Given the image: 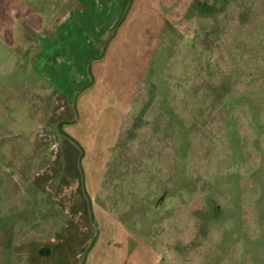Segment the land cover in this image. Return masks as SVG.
Wrapping results in <instances>:
<instances>
[{"label": "rangeland", "instance_id": "obj_1", "mask_svg": "<svg viewBox=\"0 0 264 264\" xmlns=\"http://www.w3.org/2000/svg\"><path fill=\"white\" fill-rule=\"evenodd\" d=\"M129 1L0 0V264H264V0H134L90 222Z\"/></svg>", "mask_w": 264, "mask_h": 264}, {"label": "water", "instance_id": "obj_2", "mask_svg": "<svg viewBox=\"0 0 264 264\" xmlns=\"http://www.w3.org/2000/svg\"><path fill=\"white\" fill-rule=\"evenodd\" d=\"M134 0H130L129 1V4L127 6V9L123 15V17L121 18V20L119 21L118 25L114 28V31L112 33V35L110 36V38L107 40V42H105V45L103 46L102 48V52L101 54L98 56V57H94L93 59H91L88 63V67H87V73L89 78H90V82L84 86L83 88H81L78 92H76L75 96H74V99H73V110H74V113H75V119L73 121H60L59 123H57L56 125V129L58 131V133L63 136L64 138H66L67 140H69L70 142L74 143L77 148L79 149L80 151V156H79V159H78V166H79V169H80V172H81V176H82V189H83V192H84V195L88 201V210H89V215H90V222L96 226V222H95V214H94V211H93V206H92V199H91V196L87 190V186L86 185V177H85V173H84V169H83V160L85 158V150L84 148L80 145V143L77 141V139L75 140V138L71 137L69 134H67L65 131H64V126H70V125H74L77 123L78 119H79V114H78V109H77V101H78V98L79 96L85 92L86 90H89V88L91 89V87L94 85L95 83V77L93 75V71H92V67H93V63L95 61H99V60H102L103 58H105L104 56L106 55V52H107V49L109 47V45L111 44V42L115 39L117 33H118V30L119 28L122 26V24L125 22L126 18H127V15L132 7V4H133ZM98 235H99V231L96 227V233H95V236L93 237L89 247L86 249L85 253H84V256H83V259H82V264H86V261H87V258H88V255L89 253L91 252V250H93V247L98 239Z\"/></svg>", "mask_w": 264, "mask_h": 264}, {"label": "crops", "instance_id": "obj_3", "mask_svg": "<svg viewBox=\"0 0 264 264\" xmlns=\"http://www.w3.org/2000/svg\"><path fill=\"white\" fill-rule=\"evenodd\" d=\"M25 3V2H24ZM39 15V14H38Z\"/></svg>", "mask_w": 264, "mask_h": 264}]
</instances>
